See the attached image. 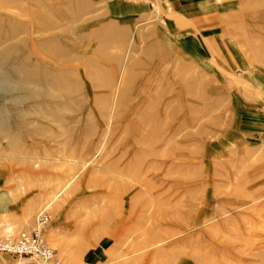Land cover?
<instances>
[{
  "label": "rangeland",
  "instance_id": "obj_1",
  "mask_svg": "<svg viewBox=\"0 0 264 264\" xmlns=\"http://www.w3.org/2000/svg\"><path fill=\"white\" fill-rule=\"evenodd\" d=\"M124 1L0 0V238L43 211L60 264H264V0Z\"/></svg>",
  "mask_w": 264,
  "mask_h": 264
},
{
  "label": "built area",
  "instance_id": "obj_2",
  "mask_svg": "<svg viewBox=\"0 0 264 264\" xmlns=\"http://www.w3.org/2000/svg\"><path fill=\"white\" fill-rule=\"evenodd\" d=\"M48 223L47 213L37 214L32 228L15 237L0 238V252L16 257H27L34 264H60L53 249L44 240V229Z\"/></svg>",
  "mask_w": 264,
  "mask_h": 264
},
{
  "label": "bare ground",
  "instance_id": "obj_3",
  "mask_svg": "<svg viewBox=\"0 0 264 264\" xmlns=\"http://www.w3.org/2000/svg\"><path fill=\"white\" fill-rule=\"evenodd\" d=\"M18 32H22V29H18ZM8 41H10L8 53L12 55V57L14 58V61H16V63L20 64V66H19V74H20L19 76L20 77L18 80V85H19L21 92L30 91V89H29L30 85H35V86L41 87L42 83L45 81H48V80L50 82L56 84L54 76L48 77L46 75V72H43L37 65L34 66L29 62V59L27 57V53L24 49V40L23 39L17 40L15 43H11L12 41L10 38L8 39ZM37 47H38V45H37ZM32 50H38V49H36L34 47V49H32ZM0 87H2V86H0Z\"/></svg>",
  "mask_w": 264,
  "mask_h": 264
},
{
  "label": "crops",
  "instance_id": "obj_4",
  "mask_svg": "<svg viewBox=\"0 0 264 264\" xmlns=\"http://www.w3.org/2000/svg\"><path fill=\"white\" fill-rule=\"evenodd\" d=\"M120 2H122V3H124L125 4V2L126 1H124V0H119ZM173 2L175 1V2H177V1H181V2H183L184 3V5H183V9H186V7H187V3H188V1H190V0H172ZM101 2H103V3H105V7L106 8H104L103 7V9L106 11L107 10V8H108V0H101ZM143 4H145V2L143 3ZM100 8H102V6L100 7ZM9 213H6V209H5V207H0V230H2V227H4V226H6V224H7V221L5 220V217H6V215H8ZM1 232V231H0ZM8 255V254H7ZM10 256H12V255H10ZM25 261V260H24ZM24 261H22V263L21 264H26ZM30 264V263H29Z\"/></svg>",
  "mask_w": 264,
  "mask_h": 264
}]
</instances>
